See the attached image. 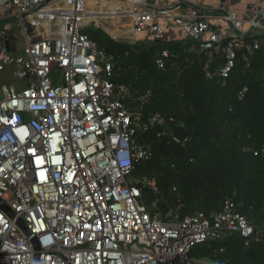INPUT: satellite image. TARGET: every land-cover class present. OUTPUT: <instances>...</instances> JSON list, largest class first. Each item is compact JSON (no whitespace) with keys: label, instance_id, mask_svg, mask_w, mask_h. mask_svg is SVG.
I'll use <instances>...</instances> for the list:
<instances>
[{"label":"built area","instance_id":"2783aa9c","mask_svg":"<svg viewBox=\"0 0 264 264\" xmlns=\"http://www.w3.org/2000/svg\"><path fill=\"white\" fill-rule=\"evenodd\" d=\"M0 6L15 23L0 30V39L14 28L25 37L20 55L0 48V73L13 68L27 80L21 90L0 87V264H34L36 253L37 264H213L193 249L230 235L246 246L263 241L264 229L231 200L210 215L182 217L176 210L165 218L141 204L144 189L159 187L155 178L128 179L153 157L138 136L163 119L144 122L132 110L126 101L145 105L151 94L135 97L117 86L114 59L86 31L94 27L115 41L122 34L127 43L149 31L151 42H161L165 30L157 20L171 18L197 51L222 53L216 74L226 80L240 51L259 50L258 40L247 39L264 36L263 7L239 17L221 6L232 29L219 34L211 30L213 11L187 0L155 11L141 0H0ZM101 20L111 28L102 29ZM171 57L163 50L156 64L163 70ZM58 72L62 81L54 84Z\"/></svg>","mask_w":264,"mask_h":264},{"label":"trees","instance_id":"16d2710c","mask_svg":"<svg viewBox=\"0 0 264 264\" xmlns=\"http://www.w3.org/2000/svg\"><path fill=\"white\" fill-rule=\"evenodd\" d=\"M13 19H0V29ZM88 33V32H87ZM90 39L112 57L114 82L135 97L150 93L145 104L126 101L144 122L163 119L140 132V144L153 157L137 165L132 176L155 178L158 193L142 191L140 202L155 216L179 211L182 217L220 212L231 200L237 211L264 229V36L259 50L238 53L234 70L223 80L216 73L222 53L199 52L184 40L147 44L117 42L102 30ZM172 57L165 69L156 64L161 51ZM192 255L213 264H264V239L246 246L230 235L201 245Z\"/></svg>","mask_w":264,"mask_h":264},{"label":"crops","instance_id":"0c3cea01","mask_svg":"<svg viewBox=\"0 0 264 264\" xmlns=\"http://www.w3.org/2000/svg\"><path fill=\"white\" fill-rule=\"evenodd\" d=\"M141 1L146 2L151 11H155L156 9L163 7H169L173 3V0H141ZM256 1L257 2L255 4L249 3V5L244 6L242 3H240V0H187V5L189 6L200 5L208 9L209 11H213L211 15L212 18L211 30L215 33L225 34L231 31L232 24L222 19V16L218 12L219 8L221 6H225L230 11L236 13L239 17H245L248 9L252 6H259L261 8L262 7L264 8V5H260L258 3V0ZM122 7L126 12H129L132 9L129 3L122 4ZM7 17L8 16L5 14V11L0 6V19H4V18L7 19ZM126 20L128 21L130 19H126ZM157 21L159 25L165 30V38L163 41L175 42L187 38V36L179 29V27H177L173 19L165 18V19H158ZM12 24L14 25L15 23ZM150 36L151 33L149 31H146L144 33L138 34L137 40L145 41L147 44H150L152 43L150 41L151 40ZM7 39L14 49L12 53L14 55H19L23 51V48L25 46V37L23 36V34H21L20 31H18L16 28H14L11 32H9ZM212 56H213L212 53H210L209 55L210 59H212ZM5 81H7V83L5 84L14 85L19 90L27 86V80H20L19 78H17L15 75V70L13 68H7L2 73H0V87L2 85L1 83Z\"/></svg>","mask_w":264,"mask_h":264},{"label":"rangeland","instance_id":"374dc122","mask_svg":"<svg viewBox=\"0 0 264 264\" xmlns=\"http://www.w3.org/2000/svg\"><path fill=\"white\" fill-rule=\"evenodd\" d=\"M257 1L256 0H240V3H242L244 6H246V5H249V3H256ZM107 23H109V22H107ZM111 23H112V21H111ZM101 24L102 25H100V27H102V29L104 28V30L106 31V28L105 27H109V28H111V26H109L108 24H106V21L105 20H101ZM17 29V28H16ZM101 29V28H100ZM91 30H96L94 27H89V28H87L86 29V31L89 33V31H91ZM119 30V29H118ZM109 31V30H108ZM107 31V33L108 34H110L109 32ZM111 35V34H110ZM114 34H112V36H113ZM113 37H115L116 38V40L117 41H120V42H129V40L126 38V36H122V34H117V35H114ZM20 54H22V52L20 53ZM19 54V55H20ZM55 81H54V84H60L61 83V81H62V75H61V73L60 72H58L56 75H55ZM4 84L5 83H7V81H5V82H3ZM3 83H1V84H3ZM130 181H133V180H138V179H141V177L137 174V175H135V176H131V177H129L128 178Z\"/></svg>","mask_w":264,"mask_h":264},{"label":"water","instance_id":"95a60500","mask_svg":"<svg viewBox=\"0 0 264 264\" xmlns=\"http://www.w3.org/2000/svg\"><path fill=\"white\" fill-rule=\"evenodd\" d=\"M33 29L32 28H30V31H32ZM157 43H159L160 41L158 40V41H156ZM7 48L10 52H13L14 51V49H13V47H12V45L10 44V42L8 41V40H3V39H0V48ZM132 110H134V108L132 109ZM3 210L6 212V213H8L9 215H12L13 213H12V211L8 208V207H3ZM19 226H20V228L24 231V232H26V228H25V226H24V224L21 222V221H19ZM32 244L34 245V250L36 251V252H38L39 250H40V248H39V246H38V244H37V242H36V239H32ZM38 257H39V254L38 253H36L35 254V261H34V264H37L38 263Z\"/></svg>","mask_w":264,"mask_h":264},{"label":"bare ground","instance_id":"6f19581e","mask_svg":"<svg viewBox=\"0 0 264 264\" xmlns=\"http://www.w3.org/2000/svg\"><path fill=\"white\" fill-rule=\"evenodd\" d=\"M91 4V3H90ZM92 4H94V3H92Z\"/></svg>","mask_w":264,"mask_h":264}]
</instances>
